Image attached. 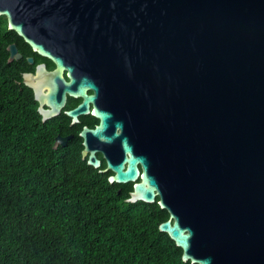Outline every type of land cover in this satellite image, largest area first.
Here are the masks:
<instances>
[{
    "label": "water",
    "instance_id": "obj_1",
    "mask_svg": "<svg viewBox=\"0 0 264 264\" xmlns=\"http://www.w3.org/2000/svg\"><path fill=\"white\" fill-rule=\"evenodd\" d=\"M0 17L55 65L22 74L42 122L66 94L73 121L92 103L81 159L167 212L183 263L264 264V0H0Z\"/></svg>",
    "mask_w": 264,
    "mask_h": 264
},
{
    "label": "trees",
    "instance_id": "obj_2",
    "mask_svg": "<svg viewBox=\"0 0 264 264\" xmlns=\"http://www.w3.org/2000/svg\"><path fill=\"white\" fill-rule=\"evenodd\" d=\"M0 17V264H190L158 230L157 203L125 202L74 146L53 149L36 103L13 78Z\"/></svg>",
    "mask_w": 264,
    "mask_h": 264
},
{
    "label": "flooded vegetation",
    "instance_id": "obj_3",
    "mask_svg": "<svg viewBox=\"0 0 264 264\" xmlns=\"http://www.w3.org/2000/svg\"><path fill=\"white\" fill-rule=\"evenodd\" d=\"M10 34V40L11 42L7 45H14L16 48L17 53L20 55L19 59H14L12 62L13 64V78L17 80V83L21 86H23L27 92L28 95H31L33 101L36 103V112L38 108V103L34 100V95L32 89L28 88L24 82L22 74H29L33 76L36 72V67L40 64L45 66V70L47 72H51L55 69V65L52 61L48 60L47 58L39 56L37 53H35L29 45H27L21 37H19L15 32L11 31ZM6 47V50H7ZM7 60L9 58V52L7 51ZM28 59H31L32 62L29 63ZM62 79L65 82H68L67 72L63 71L62 73ZM88 96H93L94 91L88 90L87 91ZM82 102V99L80 98H72L69 95L66 94L65 104L64 106L59 110L57 114L54 116L46 119L42 122L41 116L38 114L40 118V122L42 123L44 129L46 130L47 134L51 137L53 146L55 145L56 139L58 138L59 141L64 142L65 145L61 146L58 145V148H66L69 146H74L76 149L79 150V153L81 155L82 149H83V138L80 136V132L82 131L83 127L89 130L95 129L99 125V118L96 117L91 113L92 111V103H89L88 105V112L86 113H79L76 115V121L72 120L71 116H68L66 112H69L71 110H74L80 103ZM44 110H49V107L47 105H43ZM120 129H116L115 133H119ZM94 153V159L97 160L100 165L98 168H93L100 174H107V178L112 175L111 171H105L106 169V160L102 153L100 152H93ZM90 152L87 153L85 157V162L87 160L88 155ZM140 171V166H137ZM114 185V184H113ZM119 185L120 189L118 192L122 189L128 191V197L129 193L132 191L133 183H127V184H115ZM117 192V193H118ZM127 197V198H128Z\"/></svg>",
    "mask_w": 264,
    "mask_h": 264
}]
</instances>
